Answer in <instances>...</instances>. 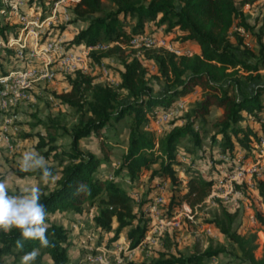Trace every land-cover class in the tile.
Listing matches in <instances>:
<instances>
[{
    "label": "trees",
    "instance_id": "trees-1",
    "mask_svg": "<svg viewBox=\"0 0 264 264\" xmlns=\"http://www.w3.org/2000/svg\"><path fill=\"white\" fill-rule=\"evenodd\" d=\"M55 1L42 0L50 5ZM250 3V0L69 1L70 19L55 30L66 32L73 23L83 27L65 44L68 47L111 44L105 51L92 53V61L99 64L102 59L115 57L121 68L116 86L95 82L91 73L75 72L65 76V90L51 92L52 98L73 111L76 117L70 129L50 120V128L53 131L61 128V135L49 129L46 136L36 135V149L44 157L53 153L54 158L64 156L63 161H66V164L60 163V170L49 167L57 178V187L41 194L47 214L55 211L82 213L86 202L95 209L92 217L95 227L103 233L113 232L112 241L124 237L130 250L140 247L150 230L147 207L159 194L160 185L168 182L173 194L167 209L161 208L164 218L170 219L176 214L173 210L179 201L186 202L193 215L195 206L204 202L216 181L211 175L203 176L193 171L186 189H178L181 200L177 201L174 193L182 180L176 169L185 167L187 161L192 162V167L199 165L195 155L201 148V133H204L212 107L219 110L210 121L213 129L210 141L215 151L212 157L200 155L198 159L208 163L211 170L224 166L226 176L233 174L237 166L236 150L241 161L252 159L254 144L259 137L264 138V76L258 72L264 55L259 57L246 47L239 31L245 33L252 29L250 15L243 11ZM149 23L155 29H162L164 37H172L178 47L197 46L198 53L176 56L161 49H147L140 50L139 57L126 54L120 43L129 45L132 37L145 34ZM0 36L6 40L5 28H0ZM10 55L14 56L12 49H0V76L5 74L2 64ZM148 66L156 70L155 75H149ZM242 79L248 83L258 82L239 96L235 90ZM152 80L162 81L164 93L156 95L153 92ZM195 89L202 92V99L192 106L190 115L173 119L169 123L171 129L154 142L153 133L146 130L150 120H156L159 111L171 113L173 106ZM124 118H129L127 149L112 177L108 178L98 172V167L108 160L98 158L90 150L82 151L80 141L90 136L103 138L111 126ZM178 121L182 123L179 125ZM64 137L70 140L69 147L57 153L56 142ZM183 140L186 143L179 150L178 145ZM155 165L158 167H153ZM143 170L149 172L143 176L148 187L136 201L115 178L126 176L130 182H137ZM233 186L241 195L248 190L244 180L241 185ZM253 187L257 198L264 202V179L255 178ZM220 205L219 213L210 221L212 228L227 240L241 264H264V244L261 256L256 258V235L240 234L234 229L238 211H231L221 202ZM255 219L264 234V212H255ZM46 223L45 235L49 241L46 247L39 240H23V247H18L17 240H22L18 230L0 231V264H4L7 257H12V262L16 263L33 250H37V254L29 264H45V258L50 264H70L68 230L50 222L47 216ZM227 253L225 247H208L201 253L187 256L178 252H158L145 264H206L205 259Z\"/></svg>",
    "mask_w": 264,
    "mask_h": 264
},
{
    "label": "rangeland",
    "instance_id": "rangeland-1",
    "mask_svg": "<svg viewBox=\"0 0 264 264\" xmlns=\"http://www.w3.org/2000/svg\"><path fill=\"white\" fill-rule=\"evenodd\" d=\"M18 1V0H17ZM23 0L25 6L17 9L19 13H27L29 15V22H33L36 18L38 19L37 25L35 24H21L17 20L15 14V0H0V28H5L7 38L21 37L20 44H25V51L29 52L30 49L36 45H41L48 38L59 37L64 41H68L79 28L83 26L80 24H71L67 27L66 32H57L58 29L67 22L63 19V8L67 9L69 1L62 0L58 6H60L59 12L57 11L56 20L54 22L46 21L41 24L42 21L50 15V11L53 8L54 3L45 4L42 0ZM58 1V0H57ZM240 1V0H237ZM23 3V4H24ZM259 8V7H258ZM250 15V14H248ZM249 19L250 24L253 25L250 32L242 34L246 47L252 49L255 54H259V57L264 55V37L262 42L260 41L259 35H262V27L264 26V13L258 16L254 20L252 16ZM264 28V27H263ZM156 31L150 30L148 34L154 36H164L163 33L157 35ZM11 34V35H10ZM264 36V35H263ZM259 37V39L257 38ZM167 40L182 51H190L187 48L178 47V45L171 39ZM24 41V42H23ZM18 43H12L11 49L15 51ZM122 49H125L126 54L133 57H139L141 51L134 49L129 45L120 43ZM3 48V47H1ZM7 60L2 64V70L8 73L15 66V59L13 55L7 56ZM17 64V63H16ZM100 63L96 65L92 61L90 67H88L87 73H91L95 77V82L101 84H107L116 86L119 81L118 70L121 68L118 60L115 57L108 59H102ZM105 69V72L102 70ZM149 75L153 76L156 74V70L153 67L148 66ZM258 72L264 76V63L259 66ZM242 75H247L245 72H241ZM65 76H58L51 82H37L33 85L29 91V100L21 104L18 108L9 114L11 121V127L16 128V131H12L10 135H7L6 141L0 142V181H4L8 188L10 195H21L25 194V190L33 186H38L41 190V194H47L49 191L54 190L57 187L55 179L44 180L37 171L24 172L19 168V161L22 154L25 151H34L39 155L43 156L37 149V137L39 133L46 136L47 129L51 132L62 134L61 128L53 131L50 120H56L60 126L70 129L75 121L76 115L73 111L67 110L65 107L60 106L56 100L51 96V92H60L66 89ZM240 86L236 88V93L241 96L245 89L250 90L258 80L248 83L242 79ZM153 92L156 95L164 93L162 81L152 80ZM202 99V92L199 89H195L193 92L188 94L186 97L181 98L176 105L173 106L171 113L165 114L161 111L157 112V119L150 120L146 126V130L151 131L153 134L154 142L156 139L167 133L171 129L169 124L173 119L178 117H188L191 113L192 106L196 105ZM219 114V110L210 108L208 115V122L204 126V133H201L202 142L201 148L197 151L195 157L199 165L192 167V162H186L185 167L176 169L179 178L182 180L177 189H175V197L180 199V190L183 191L187 187L188 177H192L193 171L211 177L216 181L212 186L208 197L203 203L195 206L193 215L188 214L190 212L187 203L179 201L174 206V212H176L178 226H170L162 232L155 234H147L140 247L135 250L128 248V243L124 240V237H119L117 240L112 241L113 232L103 233L99 231L93 221L95 209L90 208L88 203H84L82 206V213H75L72 211H55L54 213L47 214V218L50 222L63 226L68 230V248L67 255L70 264H89L86 260V255L90 254L95 258L102 257L101 264H145L154 259L158 252L164 253H181L184 256L189 255L193 252H203L208 247L217 248L225 247L228 250L227 254H223L213 259H205L206 264H241L235 257L233 248L228 244L227 240L217 234L212 228L210 221L220 211V202L222 206H227L231 211L237 210L238 216L234 222V229L240 234L256 235L257 248L254 251V256L259 258L262 253V247L264 244V234L260 231V227L255 219V212H264V202L258 199L255 195L253 187V180L256 178L264 179V154L257 156L256 147L254 146V152L252 159L245 160L244 165H253L258 160V171L257 173H248L242 178L248 184V190L244 194H235L233 183L229 181V178L225 174L224 166L220 165L213 167L212 170L208 163L198 159V156L204 155L203 157H212L213 144L211 143V135L213 129L210 127V121L213 120ZM50 122V123H49ZM179 125L181 121L177 122ZM59 126V127H60ZM253 126V125H252ZM129 131V118H124L120 122L111 126L106 132V136L98 138L90 136L80 141V149L84 152L87 150L92 151L98 158L107 159V162L102 163L98 167V172L102 176L112 177L114 169L120 163V157L126 152L127 149V138ZM203 131V130H202ZM28 136V137H27ZM185 140L181 141L178 145V149L185 145ZM70 140L67 137L59 138L56 142L58 147L57 153H63L69 147ZM213 145V146H212ZM215 147V146H214ZM45 151V148L42 150ZM213 151V152H212ZM239 151L235 152V163L241 159ZM44 157V156H43ZM194 158V159H196ZM216 158V157H215ZM48 167H53L55 170H60V163L66 164L64 156L54 158L53 153L48 157H44ZM228 161V158H225ZM182 160V159H181ZM191 160V159H190ZM63 161V162H62ZM153 167H158L157 165ZM152 167V168H153ZM209 171V172H208ZM211 172V173H210ZM148 175L149 172L142 171V176L137 182H130L128 177L115 178L119 184L131 193L139 192V197L144 195L148 187L146 178L144 175ZM256 175V176H255ZM254 176V177H253ZM228 178L227 181H223ZM237 180L238 185H241L240 181ZM222 183V184H220ZM237 183V182H235ZM168 182L160 185L162 187V195L164 196V209H167L170 201L172 200L171 188L168 186ZM137 199V200H138ZM136 200V201H137ZM220 201V202H219ZM187 207V208H186ZM187 211L185 212V210ZM174 215V216H175ZM115 227V225L113 226ZM206 229H209L207 233ZM91 238L90 245L84 244L82 240ZM12 257L5 258L4 264H22V259L13 263ZM96 261V260H95ZM45 264H50L46 258L44 259ZM100 264V263H98Z\"/></svg>",
    "mask_w": 264,
    "mask_h": 264
},
{
    "label": "built area",
    "instance_id": "built-area-1",
    "mask_svg": "<svg viewBox=\"0 0 264 264\" xmlns=\"http://www.w3.org/2000/svg\"><path fill=\"white\" fill-rule=\"evenodd\" d=\"M61 1L62 0H58L54 3L50 15L45 21H42L41 24H44L46 21L54 22L56 20L57 11L59 12L60 9L58 5ZM15 3V14L18 22L21 24L31 23L37 25L38 19L35 18L33 22H29V15L26 12L18 14L17 9L25 6L23 0H15ZM62 13L63 19L68 21L70 19L69 11L63 8ZM20 41L21 37H11L3 40L0 36V49L1 47L11 49L12 43H18L17 49L13 51L15 66L12 65L8 73L0 76V142L6 141L7 135L12 134V131H16V128L11 127L9 114L29 100V91L35 83L51 82L58 76H66L75 72L87 73L88 67L92 64L91 54L105 51L111 46V44L97 43L93 46L82 44L68 47L65 44L66 41L59 37H55L46 39L41 45H36L30 49L29 52H26V45L24 43L20 44ZM129 46L139 50L161 49L173 53L176 56L192 54L191 51H182L173 46L164 36H154L150 34L132 37L129 41ZM100 66L102 67L101 62ZM102 70L105 72L104 68H102ZM255 147L256 154L260 158V156L264 154L263 137H259V141ZM259 163L260 162L257 160L255 164L246 167L244 162L240 159L236 163L237 166L234 173L227 176L229 181L233 184H238L239 181L237 180H242L246 173L250 175L252 173H257ZM228 178L225 177L223 181H227ZM242 181H240V183ZM158 190L159 194L152 199L147 207V214L151 221V227L147 234L152 235L157 232H162L170 226H178L179 224L176 215L170 219L162 216L161 208L164 204V196L162 195V187L159 186ZM232 191L235 194H240L235 189H232ZM139 195L138 192H133L132 194L135 200L138 199ZM188 214H190L189 210ZM206 231L208 233L209 229H206ZM81 242L85 246L84 249H86V245L89 246L91 243V238L87 237L86 240H82ZM101 259V256L94 258L90 252L86 255V260L89 264H101Z\"/></svg>",
    "mask_w": 264,
    "mask_h": 264
},
{
    "label": "clouds",
    "instance_id": "clouds-1",
    "mask_svg": "<svg viewBox=\"0 0 264 264\" xmlns=\"http://www.w3.org/2000/svg\"><path fill=\"white\" fill-rule=\"evenodd\" d=\"M19 168L24 172L39 170L44 180L55 179L44 157L34 151L22 154ZM46 216L38 186L26 189L25 194L10 195L6 183L0 181V231L18 230L22 238L17 240L18 247H23V240H39L42 246H48L49 241L45 235L48 228ZM36 254L37 250L26 253L22 257V264H29Z\"/></svg>",
    "mask_w": 264,
    "mask_h": 264
},
{
    "label": "crops",
    "instance_id": "crops-1",
    "mask_svg": "<svg viewBox=\"0 0 264 264\" xmlns=\"http://www.w3.org/2000/svg\"><path fill=\"white\" fill-rule=\"evenodd\" d=\"M67 1H70V0H67ZM252 1V3L250 4H246L244 7H243V11L246 12L247 14H250V16H252V18L254 20H257L256 18L258 16H261L262 13H264V0H250ZM259 7V8H258ZM150 30H154L156 31L155 33L157 35H159V33H163V30L162 29H155V27H153L152 23H149L148 25H146L145 27V34H148ZM242 34H244V32L242 30H239ZM263 34L262 35H259L260 37V41L262 42V38L264 37V28L262 29ZM164 34V33H163ZM168 39H171L172 37H166ZM258 38V37H257ZM69 40V39H68ZM183 48H187L191 51L192 54L194 53H198V47L195 46V45H187V46H184ZM257 143L254 144V146H256ZM239 153V152H238ZM256 195V193H255ZM257 197V196H256ZM125 240V238H123ZM127 243V241H126Z\"/></svg>",
    "mask_w": 264,
    "mask_h": 264
}]
</instances>
